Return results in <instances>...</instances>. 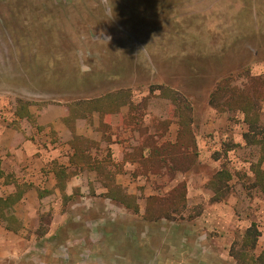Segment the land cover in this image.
<instances>
[{"label": "rangeland", "instance_id": "374dc122", "mask_svg": "<svg viewBox=\"0 0 264 264\" xmlns=\"http://www.w3.org/2000/svg\"><path fill=\"white\" fill-rule=\"evenodd\" d=\"M98 108L117 120L129 108L131 121L109 128ZM247 111L264 132V0H0L6 139L25 120L37 139L90 147L122 124L138 130L127 144H151L168 138L171 119L181 123V141L161 148L170 161L145 167L158 174L145 179L153 201L113 188L112 198L128 195L133 210L145 198L144 216L124 219L126 210L110 213L96 199L88 213L107 218L88 242L97 256L82 264H264V151ZM18 112L32 122L14 119ZM80 116L93 118L83 134L69 128ZM97 165L98 178L115 184L120 167ZM251 226L258 235L247 239ZM45 255L35 260H58Z\"/></svg>", "mask_w": 264, "mask_h": 264}, {"label": "crops", "instance_id": "0c3cea01", "mask_svg": "<svg viewBox=\"0 0 264 264\" xmlns=\"http://www.w3.org/2000/svg\"><path fill=\"white\" fill-rule=\"evenodd\" d=\"M66 108L67 106L62 105L63 112L59 119L68 124L72 115ZM129 111V108L123 111L117 120L114 111H106L102 115V109L95 110L100 116L99 120H105L109 128L119 122H130ZM24 118L27 116H14L18 120ZM88 118L93 120L91 116L74 117L76 127L70 125V130L83 134L84 122ZM38 121L40 126L45 124L40 117ZM22 122L24 130L19 127L13 129V139L5 138L8 123L6 126L0 125V264H82L83 256H97V243L88 242L94 241L96 233L102 229L96 225L107 217L98 219L88 213L89 209L94 208L96 199H103L104 207L110 213L126 210L124 219L133 213L138 218L144 216L146 204L157 195L155 190L148 187L149 183L145 179L158 175L145 167L151 162L153 165L161 160L168 161L170 155L162 152L169 151L166 148L176 146L181 141L178 139L181 123L175 119L169 122L168 138L155 135L157 139H152L151 144H145L144 139L135 138L132 140L133 144H127L132 136L130 132L137 129L121 124L113 132L112 129L105 134L102 132L101 139H90V147L82 146L80 139H37L35 131L32 134L25 120ZM34 126L39 129L36 122ZM202 142L201 139H196L199 146ZM135 153L136 155H131ZM107 160L120 167L114 169L115 184L108 183L106 175L104 179L98 178L100 170L97 163H107ZM10 175L11 180L8 178ZM17 176H21L19 180L13 178ZM20 179L25 183H21ZM116 185L129 194L143 191L148 201L141 198L133 210L127 194L125 201L122 198H112ZM17 194L20 195L17 200L7 199L11 196L17 198ZM6 199L3 204L2 200ZM107 220L110 223L113 218ZM125 223L127 224L126 221ZM138 236L135 234L136 238ZM38 245H41L40 249ZM45 253L48 255L44 257H58L57 262L47 258H41L45 260H40L41 262L35 260L36 256ZM128 255L130 254L124 255L125 260H128Z\"/></svg>", "mask_w": 264, "mask_h": 264}, {"label": "trees", "instance_id": "16d2710c", "mask_svg": "<svg viewBox=\"0 0 264 264\" xmlns=\"http://www.w3.org/2000/svg\"><path fill=\"white\" fill-rule=\"evenodd\" d=\"M94 101V100H93ZM22 109H20V111H21ZM23 113H19L18 112V115H20V116H23L22 115ZM246 114V113H245ZM247 122L249 123V126H250V130H253V131H255V134H257V137L260 135V136H262V137H258V139H259V142L261 143V145H262V147H263V151H264V132H262L263 130H261L260 129V126H258V122H257V119H253V118H250L249 117V113H248V111H247ZM255 137V136H254ZM256 137V138H257ZM256 138H254V139H256ZM250 140V139H249ZM252 140V139H251ZM263 158H264V153H263ZM222 173V172H221ZM220 173V176L222 175ZM19 194H17V196H15V197H17V198H14V196H11V197H8L7 199L9 200V199H13V200H17L18 198H19ZM7 199L6 200H2V202H3V204H4V202H6L7 201ZM121 200H123V201H125V199L124 198H122ZM138 210V208L136 209V211ZM258 235V232H257V229H256V227H254V226H251L248 230H247V235H246V237H247V239H252V237L254 236H257ZM261 257L264 259V251H263V253L261 254Z\"/></svg>", "mask_w": 264, "mask_h": 264}]
</instances>
